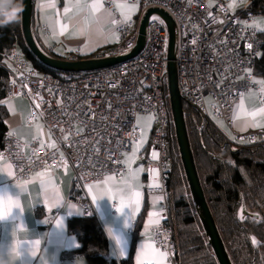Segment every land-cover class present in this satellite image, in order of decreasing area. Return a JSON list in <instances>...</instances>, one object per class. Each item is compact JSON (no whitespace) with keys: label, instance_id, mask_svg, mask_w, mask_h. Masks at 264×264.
Returning a JSON list of instances; mask_svg holds the SVG:
<instances>
[{"label":"built area","instance_id":"1","mask_svg":"<svg viewBox=\"0 0 264 264\" xmlns=\"http://www.w3.org/2000/svg\"><path fill=\"white\" fill-rule=\"evenodd\" d=\"M154 6L166 10L177 26L175 63L182 101L202 111L204 97L209 95L211 112L221 118L232 139L264 142V126L245 132L233 129L234 105L244 92L256 90L264 103V82L254 81L251 73L263 44L252 20L264 18V2L258 11L233 12L225 0H141L140 10ZM117 30V42L96 56L123 54L134 45L133 19L118 18ZM166 44L164 21L151 13L140 52L104 68L56 76L31 68L16 47L2 55L0 62L9 67L11 75L4 98L28 97V121L39 116L53 139V144H39L37 139L25 142L4 131L0 155L12 166L13 180H26L41 169L71 167L65 202L78 205L82 215L88 216L91 209L83 186L107 174L120 176L124 172L121 154L138 140L137 114L147 113L153 118L149 145L156 158L148 153L140 159L147 167H157L160 183L146 186L145 193L165 197V155L171 124L163 91ZM58 212L57 207L45 211L46 225ZM153 213L160 217L152 229L153 241L176 264L165 199L162 208ZM61 264H67L65 258Z\"/></svg>","mask_w":264,"mask_h":264},{"label":"crops","instance_id":"2","mask_svg":"<svg viewBox=\"0 0 264 264\" xmlns=\"http://www.w3.org/2000/svg\"><path fill=\"white\" fill-rule=\"evenodd\" d=\"M225 1L233 12L256 6L253 0ZM140 5L141 0H33L34 35L39 46L51 55L69 59H75L76 55L94 57L117 42L118 18L133 19L137 29L144 13ZM12 10V0H0V11L11 13ZM252 25L264 35L263 17H255ZM12 47L22 54L19 45ZM28 65L31 67L29 61ZM252 79L264 82V74L252 73ZM210 103L211 97L206 95L202 112L212 118H220L213 115ZM0 105L6 130L25 142L37 139L39 144H53L52 136L39 116L28 121V97L19 95L7 99L3 96ZM233 119V129L238 132L264 126V103L259 100L256 90L244 92L237 100ZM150 134L151 131L142 149L137 146L135 149L137 143H134L129 150L122 152L121 162L125 170L120 176L107 174L83 186L91 214L98 217L108 239L105 254L116 260L127 259L128 264H172L166 251L152 238V229L160 219L153 212L162 208L165 197L145 193L146 186L160 183L157 167H147L143 158L140 159L148 153L154 155L155 150H151L149 145ZM134 149L132 156L130 151ZM135 155L145 167L135 166ZM72 174L71 167L62 166L38 170L26 180L16 182L12 166L0 155V195L13 196L12 201L19 203L20 210V214L14 210L12 217L0 221V241L10 243V247L31 248L36 257L31 258L28 264H61L62 258L67 264H88L84 256L70 252L79 242L68 228V219L82 215L78 205L65 202ZM3 207L6 211L8 199L3 200ZM54 207L59 208V212L46 225L45 211ZM9 263L22 261L11 255H0V264Z\"/></svg>","mask_w":264,"mask_h":264},{"label":"trees","instance_id":"3","mask_svg":"<svg viewBox=\"0 0 264 264\" xmlns=\"http://www.w3.org/2000/svg\"><path fill=\"white\" fill-rule=\"evenodd\" d=\"M253 3L256 8L247 6L244 10H261V0H253ZM19 5L20 0H12L11 13L0 11V58L13 45H19L32 68L63 76L65 73L39 62L25 46ZM260 35L263 44L251 69L254 74H264V35ZM78 58L81 56L76 55L75 59ZM9 74V67L0 62V101ZM163 91L170 117L165 78ZM183 110L203 192L232 264H264V142L235 141L217 126L212 117L198 108L183 102ZM3 117L0 105V144L6 130ZM165 162V201L168 223L173 229L175 263L218 264L195 212L171 124ZM242 201L249 213L244 216L240 214ZM251 213L258 214V217H252ZM68 228L79 242L70 252L84 256L88 264H128L127 259L116 260L105 254L108 239L96 215L73 216L68 219Z\"/></svg>","mask_w":264,"mask_h":264},{"label":"water","instance_id":"4","mask_svg":"<svg viewBox=\"0 0 264 264\" xmlns=\"http://www.w3.org/2000/svg\"><path fill=\"white\" fill-rule=\"evenodd\" d=\"M32 11L33 0H20V29L25 46L29 52L42 64L58 72L69 74L104 68L135 56L140 52L145 42L148 16L151 13H156L164 21L167 31L165 80L167 86L169 111L173 134L182 164L186 184L207 243L211 247L217 263L232 264L220 232L214 221L211 210L207 204L190 146L185 123L183 102L177 82L175 54L178 33L176 23L172 16L163 8L155 6L148 7L139 20L136 29L134 45L126 53L69 59L51 55L39 46L34 35ZM240 214L242 216L249 214L245 209L243 201L240 205ZM250 215L254 218L258 217V214L256 213H251Z\"/></svg>","mask_w":264,"mask_h":264},{"label":"rangeland","instance_id":"5","mask_svg":"<svg viewBox=\"0 0 264 264\" xmlns=\"http://www.w3.org/2000/svg\"><path fill=\"white\" fill-rule=\"evenodd\" d=\"M229 7H230V5H229ZM213 119H214L215 123L217 124V126L220 129H222L228 136H230V134H229L227 128L225 127V125L223 124L222 120L220 118H216V117H213ZM135 120H136L137 126L141 130V133L139 135V141L136 142L137 145H135L134 148L136 149V146H137V147H140V149H142V147L146 144L148 135L151 131L153 118L150 114L139 113V114H137ZM135 149L133 151H130L132 156L135 153ZM136 152H138V151H136ZM137 157H138V155H135V161H136L135 166L145 167V164L143 162H140L139 158H137ZM153 157L156 158V151H154Z\"/></svg>","mask_w":264,"mask_h":264},{"label":"clouds","instance_id":"6","mask_svg":"<svg viewBox=\"0 0 264 264\" xmlns=\"http://www.w3.org/2000/svg\"><path fill=\"white\" fill-rule=\"evenodd\" d=\"M14 197L8 195L7 197H3V199H13ZM14 210H17L20 214L19 207H12L7 210V215L0 218V221H4L12 217ZM0 255H9L14 256L16 260H21L22 264H28V261L31 258L36 257V253L29 247H10V243L5 244L0 241Z\"/></svg>","mask_w":264,"mask_h":264},{"label":"snow or ice","instance_id":"7","mask_svg":"<svg viewBox=\"0 0 264 264\" xmlns=\"http://www.w3.org/2000/svg\"><path fill=\"white\" fill-rule=\"evenodd\" d=\"M3 197L4 195H0V218H2L3 216L7 215V210H9L12 207H19V203L18 202H13L12 199H8V207L7 210L5 211L4 207H3ZM23 247V246H21Z\"/></svg>","mask_w":264,"mask_h":264},{"label":"bare ground","instance_id":"8","mask_svg":"<svg viewBox=\"0 0 264 264\" xmlns=\"http://www.w3.org/2000/svg\"><path fill=\"white\" fill-rule=\"evenodd\" d=\"M183 102V101H182ZM170 121H171V118H170ZM172 125V124H171Z\"/></svg>","mask_w":264,"mask_h":264}]
</instances>
